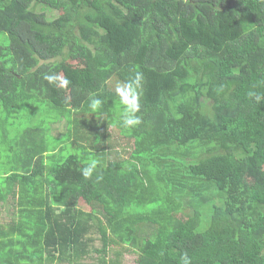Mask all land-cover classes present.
Listing matches in <instances>:
<instances>
[{"label": "trees", "instance_id": "obj_1", "mask_svg": "<svg viewBox=\"0 0 264 264\" xmlns=\"http://www.w3.org/2000/svg\"><path fill=\"white\" fill-rule=\"evenodd\" d=\"M136 73L129 130L115 90ZM249 91L264 95V0H0L14 138L0 206L17 210L0 264H264V102Z\"/></svg>", "mask_w": 264, "mask_h": 264}, {"label": "clouds", "instance_id": "obj_2", "mask_svg": "<svg viewBox=\"0 0 264 264\" xmlns=\"http://www.w3.org/2000/svg\"><path fill=\"white\" fill-rule=\"evenodd\" d=\"M44 79L50 84L55 85L57 88H62L69 83L68 80L62 79L57 74H44ZM142 79V74L136 73L132 79L118 85L115 90L120 103L124 106L121 113L122 126L129 130L140 123V118L136 115V113L139 111L138 90L141 87ZM248 96L256 103L264 102V95H261L257 91H249ZM101 104L102 101L98 98L93 97L90 100V108L93 112L100 110ZM98 163L99 162L96 159H90L86 163V166L83 168L81 173L84 179L87 180L93 176L98 167ZM179 264H192V258L187 252L181 255Z\"/></svg>", "mask_w": 264, "mask_h": 264}, {"label": "rangeland", "instance_id": "obj_3", "mask_svg": "<svg viewBox=\"0 0 264 264\" xmlns=\"http://www.w3.org/2000/svg\"><path fill=\"white\" fill-rule=\"evenodd\" d=\"M55 12L49 10L48 11L49 17L52 18V17H54V15L56 16L58 14V12H56V14H55ZM70 65L71 66L73 65L78 69H84L85 68V62L79 57L71 60ZM0 117H3V116L0 115ZM65 126H66L65 122L62 123V125L59 128V132L61 130H64ZM2 131L3 130H1V128H0V150H2L3 148L5 149L4 159H0V179L1 180L3 178H5L4 176H2V174H4V171L7 170L9 168V166H11L10 162H14L13 159L11 158V156L7 154V148L12 146L11 142L14 138L8 137L4 140V138H1V136L3 135ZM127 153L125 154V156H128ZM247 184L251 185L252 180L248 181ZM15 208H16V205H15L14 199L12 197L9 198L7 203L0 206V225H6L8 223L9 224L11 223L12 219L15 217V214H17V210H15ZM95 245L97 248L102 247V243H101L100 239H96ZM131 248L133 249V247L130 245L129 249H131ZM124 260H125V264H138V255L127 253Z\"/></svg>", "mask_w": 264, "mask_h": 264}]
</instances>
